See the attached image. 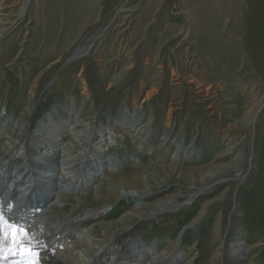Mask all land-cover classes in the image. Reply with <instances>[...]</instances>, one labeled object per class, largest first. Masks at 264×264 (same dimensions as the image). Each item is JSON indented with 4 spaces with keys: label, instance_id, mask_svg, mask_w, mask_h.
Segmentation results:
<instances>
[{
    "label": "rangeland",
    "instance_id": "1",
    "mask_svg": "<svg viewBox=\"0 0 264 264\" xmlns=\"http://www.w3.org/2000/svg\"><path fill=\"white\" fill-rule=\"evenodd\" d=\"M0 4V142L17 137L18 122L33 140L72 106L68 125L81 115L92 131L77 142L81 155L95 153L100 132L115 143L104 138L96 152L118 159L104 174L147 182L142 201L106 203L107 222L137 207L144 213L114 236L115 247L136 241L159 254L176 245L178 264H207L216 252L217 264H264V0ZM196 81L207 90L206 105ZM64 136L60 146L70 139ZM236 144L241 155H228ZM171 198L177 210L152 215Z\"/></svg>",
    "mask_w": 264,
    "mask_h": 264
},
{
    "label": "bare ground",
    "instance_id": "2",
    "mask_svg": "<svg viewBox=\"0 0 264 264\" xmlns=\"http://www.w3.org/2000/svg\"><path fill=\"white\" fill-rule=\"evenodd\" d=\"M194 82L195 80L192 83ZM196 85V94L203 98L200 102L206 105L207 90L197 81ZM153 95L154 90L149 91L145 100ZM259 109L260 107L256 113ZM207 110H210V107ZM72 112L73 107L70 106L65 116L51 121L50 124L45 123L38 137L33 140L23 132L24 126H18L22 122H18L16 130L11 131L17 133V137H13V133L8 134L13 137L10 139L12 142H7L8 136L1 139L0 191L3 192L0 194V217L30 234V247L37 253L39 264H178L182 258L178 251H174L176 245L157 254L155 248L146 247L141 242L130 241L122 247L120 244L115 247L114 243H111L114 236L124 232L125 226L131 225L128 224L130 221L143 218L144 213L137 207L120 219L107 222L104 217L112 207L106 204L108 199L114 198L118 201L123 196L135 202L142 201L146 197L144 192L147 182L141 177L126 179L124 176L104 174L117 167L118 159L107 155L110 159L107 160L101 153L96 152L100 147L95 145H100L104 138L110 139L109 146L115 143V139L100 132L93 136L95 153L87 157L81 155L84 145L79 147L77 142L89 141L92 131L88 126L85 127V117L81 115L75 116V122L69 126ZM123 115L126 120L121 125L127 128L126 123L130 121V116ZM112 129L115 128L112 126ZM3 130L4 125L0 123V134ZM66 133L70 135V139L60 146ZM14 142L22 145L16 146ZM7 144H13L14 149L6 148ZM239 146L240 144H236L231 147L228 155L237 154L239 157ZM14 150L18 151L20 157L12 162L9 153L12 155ZM178 150H183L182 145H179L176 152ZM213 170L215 171V168ZM90 187H93L94 191L89 194L86 191ZM175 200L171 198L154 205L152 215L177 210L180 204ZM68 202L74 207L73 210L66 209ZM94 203L98 205L93 208L89 206ZM45 204L46 206H43ZM191 225L195 227L197 222L191 223L188 229ZM260 246L261 244H255L249 247L248 251ZM11 247V241L0 235V250L3 252L0 255V264H21L20 256L9 254L8 249ZM234 249L235 258L242 260V244H235ZM112 250L114 252L111 255L109 252ZM165 255H169V258ZM219 256L216 252L207 264H217ZM193 262L194 260H190L187 264Z\"/></svg>",
    "mask_w": 264,
    "mask_h": 264
},
{
    "label": "snow or ice",
    "instance_id": "3",
    "mask_svg": "<svg viewBox=\"0 0 264 264\" xmlns=\"http://www.w3.org/2000/svg\"><path fill=\"white\" fill-rule=\"evenodd\" d=\"M0 235L11 241L12 247L8 249V252L10 255L20 256L21 264H39L37 253L30 247L28 239L30 234L26 230L0 217ZM2 254L0 250V255Z\"/></svg>",
    "mask_w": 264,
    "mask_h": 264
}]
</instances>
